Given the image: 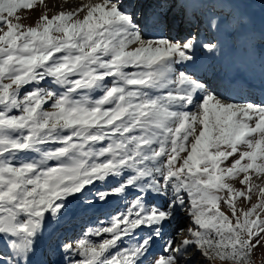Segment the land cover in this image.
<instances>
[{
	"label": "snow or ice",
	"instance_id": "obj_1",
	"mask_svg": "<svg viewBox=\"0 0 264 264\" xmlns=\"http://www.w3.org/2000/svg\"><path fill=\"white\" fill-rule=\"evenodd\" d=\"M38 3L0 0V264H257L264 99L237 103L205 81L198 52L219 44L164 36L189 5L178 20L177 0H87L22 23ZM128 196L107 225L41 251L47 226ZM181 211L187 236L156 255Z\"/></svg>",
	"mask_w": 264,
	"mask_h": 264
},
{
	"label": "rangeland",
	"instance_id": "obj_2",
	"mask_svg": "<svg viewBox=\"0 0 264 264\" xmlns=\"http://www.w3.org/2000/svg\"><path fill=\"white\" fill-rule=\"evenodd\" d=\"M177 1H179V3L181 2V0ZM183 2H186L189 5V11L187 14L193 11V13L190 14L191 23L190 27H188V31L190 32L194 29L195 32V29H199L198 36L201 44L213 42L219 44L222 49L219 54L213 55L207 52V50L201 48L198 52V56L200 58L211 55L215 58L225 57L227 56V54L224 53L225 51H229L230 53L243 51L247 55L246 61H248L249 56H251L253 59L252 61L256 64H260V61L264 62V0H183ZM63 3V1H60L58 5L60 6ZM58 5H46L44 1V5H40L38 3L34 9L20 10L18 14L22 17V23L34 25L38 17L45 11V7L51 9V11L48 12L49 16H51L60 11L59 9L64 8H59ZM69 8L71 7L66 9ZM178 8L180 9L179 4L173 9V11L177 12ZM240 14L248 17L249 22H239L237 17ZM177 19L182 20L180 17H177ZM200 19L201 22L199 21ZM211 20L216 21L217 27L211 26ZM198 23H201V27H198ZM245 31H250V36L248 39V44L244 48L240 41L242 39L245 40V36H242ZM169 39L181 38L169 37ZM260 70L261 68L258 70L259 73ZM216 71L218 73L219 69L216 68ZM237 103L244 102L242 101ZM49 163L54 165L56 162L52 161ZM235 186L238 188L241 187L238 183H236ZM132 199V196H128L127 199L113 200L110 207L106 208L104 214L102 215L93 214L91 211L77 210L65 217V219L58 225L52 224L47 226L40 241L41 251L47 252L49 248H57L64 242H74L75 240L82 238L89 231V229H94L101 226V224L98 223V220L103 221L104 224L107 225V220L111 217V215L115 213L117 209H119L120 212H123L129 206V203ZM241 200H243V198H240V200L236 201L238 207L241 206ZM256 202L257 196L253 194L251 203ZM73 206L74 208L77 207L75 203ZM221 208L225 212L229 211L223 203L221 204ZM188 215L189 214L186 211H181L177 214L180 219L183 217L182 224H179L177 227H175V230L173 231L169 229L171 232H168L166 237L156 241L155 244L159 245L160 248V251H158L156 255L164 254V245L168 239L183 240L187 236V232H182L181 230L187 229L191 223V218L188 220L186 219ZM177 233H179V235H177ZM145 234L146 230L139 232V236H143ZM92 239L99 241L101 238L92 237ZM132 243V240L125 238L123 246H130ZM262 244H264V241H262ZM115 250L116 249H112L113 252H115ZM199 258L201 259V262L199 259V264H203V258ZM59 259L60 258L57 255L55 257L56 264H59ZM254 259L257 260V264H264V249H261L259 252H255ZM216 264H220V262L217 261Z\"/></svg>",
	"mask_w": 264,
	"mask_h": 264
},
{
	"label": "bare ground",
	"instance_id": "obj_3",
	"mask_svg": "<svg viewBox=\"0 0 264 264\" xmlns=\"http://www.w3.org/2000/svg\"><path fill=\"white\" fill-rule=\"evenodd\" d=\"M44 1L46 5L47 4L58 5L60 1H63L64 2L63 4H61L60 6L58 5L59 8L64 7L63 9H66L68 7L71 8L78 7L82 3H87V0L84 1L67 0V3H65V0H44ZM177 3L179 4V1H177ZM63 9H59V10H63ZM188 11L189 8L187 7V12ZM192 13L193 11L187 14L186 21L184 23H181L178 28L173 29L171 31H166L164 33V36L166 38L174 37L181 39L186 37L189 33L198 36L199 29H195V32L194 29L193 31L190 32L188 31V27H190V23H191L190 14ZM172 14L175 15L176 17H180L182 20H185V18L182 15L181 8L180 9L178 8L177 12L173 11ZM138 18L141 27H144L146 31H155L150 27H146L148 22L144 19L142 14ZM189 19L190 21L188 22ZM199 21L201 22V19ZM200 24L201 23H198V27L200 26ZM243 35L245 36V40L242 39L240 43L245 48L246 45L248 44L250 31H245L242 34V36ZM224 53L227 54V56L215 58L211 55V56H206L204 58L202 57L200 58L199 63L206 68V71L202 72L205 81H210L218 93L222 94L224 97L231 98L232 100H234V102H242V101L247 102L249 100L258 102L264 99V92L261 91V86L264 85V62L260 61L259 64L257 60L258 64H256L255 62L252 61L253 59L251 58V56H249L248 61H246L247 55L243 51L241 52L236 51L234 53L225 51ZM216 68L219 69L218 73L216 71ZM260 68L261 70L259 73L258 70ZM189 218L190 215L186 217L187 220ZM182 219L183 217L180 219L178 216H176V218L167 225L164 237L167 236L168 232L175 230V227H177L179 224H182L183 221ZM169 229H171V231H169ZM153 251L155 254L158 251H160L159 245L155 244ZM199 259H200L199 257H196L194 264H199L201 262V259L200 262Z\"/></svg>",
	"mask_w": 264,
	"mask_h": 264
}]
</instances>
